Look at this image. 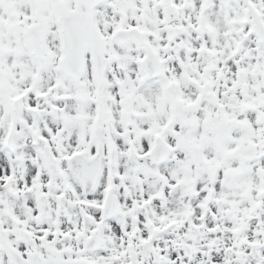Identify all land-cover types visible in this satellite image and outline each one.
Masks as SVG:
<instances>
[{
	"label": "snow or ice",
	"instance_id": "1",
	"mask_svg": "<svg viewBox=\"0 0 264 264\" xmlns=\"http://www.w3.org/2000/svg\"><path fill=\"white\" fill-rule=\"evenodd\" d=\"M0 264H264V0H0Z\"/></svg>",
	"mask_w": 264,
	"mask_h": 264
}]
</instances>
